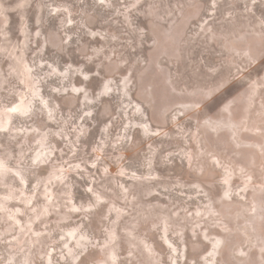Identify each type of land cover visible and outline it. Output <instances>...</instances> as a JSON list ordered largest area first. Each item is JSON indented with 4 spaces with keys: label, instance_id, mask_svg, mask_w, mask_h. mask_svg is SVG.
I'll list each match as a JSON object with an SVG mask.
<instances>
[{
    "label": "rangeland",
    "instance_id": "1",
    "mask_svg": "<svg viewBox=\"0 0 264 264\" xmlns=\"http://www.w3.org/2000/svg\"><path fill=\"white\" fill-rule=\"evenodd\" d=\"M0 264H264V0H0Z\"/></svg>",
    "mask_w": 264,
    "mask_h": 264
}]
</instances>
